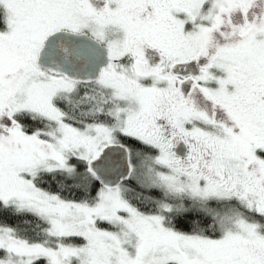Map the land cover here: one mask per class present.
Masks as SVG:
<instances>
[{
	"label": "snow or ice",
	"instance_id": "obj_1",
	"mask_svg": "<svg viewBox=\"0 0 264 264\" xmlns=\"http://www.w3.org/2000/svg\"><path fill=\"white\" fill-rule=\"evenodd\" d=\"M0 264H264V0H0Z\"/></svg>",
	"mask_w": 264,
	"mask_h": 264
},
{
	"label": "trees",
	"instance_id": "obj_2",
	"mask_svg": "<svg viewBox=\"0 0 264 264\" xmlns=\"http://www.w3.org/2000/svg\"><path fill=\"white\" fill-rule=\"evenodd\" d=\"M53 190H55V187L53 186Z\"/></svg>",
	"mask_w": 264,
	"mask_h": 264
}]
</instances>
